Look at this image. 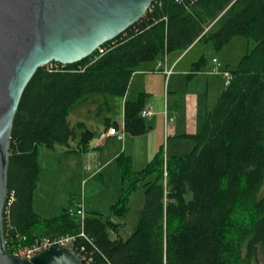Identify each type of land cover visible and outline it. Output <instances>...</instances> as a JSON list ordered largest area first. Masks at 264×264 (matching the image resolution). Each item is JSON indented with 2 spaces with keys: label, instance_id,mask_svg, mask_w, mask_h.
<instances>
[{
  "label": "trees",
  "instance_id": "16d2710c",
  "mask_svg": "<svg viewBox=\"0 0 264 264\" xmlns=\"http://www.w3.org/2000/svg\"><path fill=\"white\" fill-rule=\"evenodd\" d=\"M236 38L254 47L236 67L225 65L231 84L209 108L200 131L179 137L192 141V150L166 155L161 148L141 170H134L132 157L122 152L115 159L122 184L118 197L107 213H87L84 231L93 243H81L92 253V264H258L260 256L264 259V0H157L125 34L89 58L72 65L54 62L52 71L39 69L13 127L7 251L12 254L10 243L19 244L22 237L32 242L81 230L71 208L50 218L35 210L40 148L93 149L96 133L85 122L72 123L73 115L92 116L93 106H101L97 113L103 115L99 111L108 107V97L123 101L135 73L171 53L187 54L197 45L220 52ZM207 65L202 56L188 77ZM149 98L142 92L125 100L127 135L150 131L142 117ZM107 125L117 128L118 122ZM142 188L144 206L123 238L130 198Z\"/></svg>",
  "mask_w": 264,
  "mask_h": 264
},
{
  "label": "water",
  "instance_id": "95a60500",
  "mask_svg": "<svg viewBox=\"0 0 264 264\" xmlns=\"http://www.w3.org/2000/svg\"><path fill=\"white\" fill-rule=\"evenodd\" d=\"M157 0H0V264H90L70 248L30 260L7 251L11 139L23 94L41 68L79 63L117 40Z\"/></svg>",
  "mask_w": 264,
  "mask_h": 264
},
{
  "label": "rangeland",
  "instance_id": "374dc122",
  "mask_svg": "<svg viewBox=\"0 0 264 264\" xmlns=\"http://www.w3.org/2000/svg\"><path fill=\"white\" fill-rule=\"evenodd\" d=\"M250 47L241 40V38H236L232 43L220 52H215L211 47L206 45H198L194 48L188 55V60L194 59L198 60L202 56L206 57L210 62L214 56L219 59L221 67L224 69L225 65L230 67H236L240 59L249 50H252L254 43L248 41ZM245 44V45H244ZM211 48V49H210ZM219 81L218 85L220 89H225L224 81L221 77L215 76ZM139 85H135L133 89H130V97L133 99L135 92ZM152 94L149 99L160 97L163 91L168 92L172 89V84L165 83L159 87L158 80H155L153 84ZM108 107L105 106L100 109L101 117H111L112 121H120L122 118V110L120 104L122 100L117 97H108ZM209 105V99L206 100ZM215 105V104H214ZM101 106H93L91 112L93 114L97 113ZM213 107V106H212ZM85 113V112H83ZM88 115L81 114L79 119L82 121H89L85 119ZM93 116V115H92ZM72 119V123L76 120ZM102 124H100L101 126ZM135 140V137H132ZM146 138L139 139L141 143L137 146L135 145V163L134 170H141L147 164L144 162L141 151L143 147L142 140ZM149 142L152 147H156L157 144L161 145L166 155L172 153L186 154L189 153L194 143L192 141H177L178 148L177 152H173L175 148V143L163 141L162 132L157 133L155 137H150ZM61 146H57L54 151L49 152L46 148H40V163L42 166V172L40 180L38 183L37 191L35 194V210L44 218H50L58 215L65 208H74L76 205L83 201L88 212L98 211L101 213H107L109 207L115 203L119 190L121 188V180L117 175L115 160L109 156L108 152L101 155L99 152L93 150L85 153H64L68 150ZM160 150V149H159ZM126 154H129L126 153ZM102 156V162L98 159ZM96 158V165L88 167L86 169L83 166V162ZM102 163V165H101ZM108 163V164H107ZM95 166L101 167L100 171H103L97 177H94ZM94 168V169H93ZM93 169V172H92ZM97 169V168H96ZM93 174V176H92ZM107 175H110L107 176ZM92 176V177H91ZM87 180V184H83V181ZM264 193V190H263ZM145 195L144 189H140L134 193L130 198V213L125 221L124 227L120 229V235L126 238L129 233L134 229L136 221L140 215V212L144 206ZM260 256L258 264H264V259Z\"/></svg>",
  "mask_w": 264,
  "mask_h": 264
},
{
  "label": "crops",
  "instance_id": "0c3cea01",
  "mask_svg": "<svg viewBox=\"0 0 264 264\" xmlns=\"http://www.w3.org/2000/svg\"><path fill=\"white\" fill-rule=\"evenodd\" d=\"M189 53H171L165 57L164 62L160 61L157 64L146 65L135 73L130 89H133L136 84L139 86L137 92L133 95L135 96L133 99L130 97L129 90L128 95L120 104L122 118L120 121H117L118 127L115 128L117 131H121L124 128L123 104L125 100H134L142 92H147L151 96L153 92V87L151 86H153L156 79L158 80L159 87L162 85L164 87L167 82L169 86L172 84V89L169 90L168 87V92L163 91L160 97L156 96L155 98L149 99L146 108L151 109L154 115L151 119H147L149 120L148 125L151 129L146 135L135 137L134 140L132 136L125 133L124 139L118 140L115 136L109 135V129L114 128L107 127L108 122H113L111 117H101L99 113H95L91 116L90 112H88V116L85 119H89V121H82L78 116L74 118L76 121L85 122L87 127L96 133L97 137L92 142L93 151L99 152L101 155L108 152L113 160L122 152L125 154L129 152L127 155L132 157L134 165L136 154L134 149L135 145L137 146L141 143L139 139L146 138L142 140L143 147L141 154L144 158V162L147 164L159 149H161V145L159 144H157L156 147H152V144H150L151 142L148 140L150 137H155L157 133L162 132L163 141L167 139L168 143H175L177 146H175L172 151L177 152L176 148H178L179 145L177 141H183V139L179 138L180 136H193L200 131L205 123L209 108L214 106L218 96L224 89L219 88V80L215 75L209 73L213 65L212 60L217 58L216 56L212 58L211 62L208 60V65L204 67L203 70L205 71L203 73L201 72L193 78L188 77L191 73L193 64L200 59L199 58L197 61H194V59L188 60ZM170 71L171 74H168ZM207 99L210 100L208 101L209 105L207 104ZM73 116L71 119H73ZM100 124L102 125L100 126ZM95 159L96 158L84 161L83 166L88 169L89 165H96ZM99 160L102 162V156H100L98 161ZM94 170V177H97L103 172L100 171V166H95ZM107 176L110 177V175ZM83 184H87V180H84ZM86 212L89 213L87 209Z\"/></svg>",
  "mask_w": 264,
  "mask_h": 264
},
{
  "label": "built area",
  "instance_id": "2783aa9c",
  "mask_svg": "<svg viewBox=\"0 0 264 264\" xmlns=\"http://www.w3.org/2000/svg\"><path fill=\"white\" fill-rule=\"evenodd\" d=\"M184 1H193V0H177V2H184ZM100 51L103 52V50ZM212 62L213 65L209 73L221 77L224 81L225 87H228L232 81V77H233L232 73L228 70L223 69L221 67L220 61L217 58H214ZM46 67H48V69L51 71L53 70L52 63ZM168 74H171V71L168 72ZM153 115L154 113L151 109L146 108L142 112V117L145 119H151ZM109 135L115 136L118 140H123L125 135L124 128L121 131H117L115 128H110ZM13 200H14V196L12 194L11 199L9 201V205L12 203ZM70 215L78 218L81 228L79 233L68 234L58 237L37 238L32 242H27L26 237H22L21 238L22 241L19 244H14L13 242L10 243V249L13 252L12 255L19 257L21 259L30 260L34 256H37L38 254L52 247H63L77 251L79 254L82 255L83 259L86 262L92 264L93 261L92 253L87 250L85 244L81 243L82 240H84L85 242L93 243L92 239H90L84 231L86 218H87V212L84 202L81 201L76 205V207L71 208ZM6 246H7V242H6Z\"/></svg>",
  "mask_w": 264,
  "mask_h": 264
}]
</instances>
